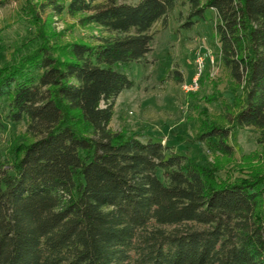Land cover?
Wrapping results in <instances>:
<instances>
[{
	"label": "trees",
	"instance_id": "1",
	"mask_svg": "<svg viewBox=\"0 0 264 264\" xmlns=\"http://www.w3.org/2000/svg\"><path fill=\"white\" fill-rule=\"evenodd\" d=\"M29 2L40 44L0 70V127L28 122L14 160L0 157V264H264L260 175L219 182L191 156L111 128L135 87L126 68L151 53L176 0ZM183 5L184 28L215 11L222 66L242 90L237 112L204 120L198 142L232 160L234 129L254 128L264 146V0ZM43 13L81 16L102 35L51 45Z\"/></svg>",
	"mask_w": 264,
	"mask_h": 264
},
{
	"label": "rangeland",
	"instance_id": "2",
	"mask_svg": "<svg viewBox=\"0 0 264 264\" xmlns=\"http://www.w3.org/2000/svg\"><path fill=\"white\" fill-rule=\"evenodd\" d=\"M184 1L176 0V7L166 25L160 21L153 28L152 51L147 58L126 68L127 74L135 81V87L119 96L111 128L126 136L143 134L159 140L170 147V152L189 155L209 168L219 182L251 178L252 174L260 175L258 182H261L264 180V155H261L264 154V146L259 145L258 132L254 128L234 129L230 143L236 155L232 160L212 153L205 144L198 142L202 126L203 129L206 126L203 125L204 120L212 122L225 114L237 112L234 103L236 97L242 95V90L235 86L222 66L215 34V11L208 10L205 20L192 28H184L189 12V7L183 5ZM0 4H3L0 7L1 70L38 47L39 41H30L41 30L37 31L31 25L34 13L29 0H0ZM80 18L66 14L51 18L43 13L41 22L45 25L40 28L47 36L54 35L51 45L93 44L102 32L94 25H81ZM198 57L205 58V67L198 87L187 91L184 86L190 84L197 73ZM5 103L4 99L0 100L2 106ZM216 122L228 125L225 120ZM27 125V120L13 123L4 118L0 127L1 158L14 160L15 154L27 141ZM246 155H250V160H244ZM244 165V169H240L239 166Z\"/></svg>",
	"mask_w": 264,
	"mask_h": 264
},
{
	"label": "built area",
	"instance_id": "3",
	"mask_svg": "<svg viewBox=\"0 0 264 264\" xmlns=\"http://www.w3.org/2000/svg\"><path fill=\"white\" fill-rule=\"evenodd\" d=\"M197 73L196 75L194 76L192 82L190 84H186L184 86V89H186L187 91H190V90H194L195 88L198 87V83H199V80H200V77L203 73V69L205 67V58L203 57H198L197 58Z\"/></svg>",
	"mask_w": 264,
	"mask_h": 264
}]
</instances>
